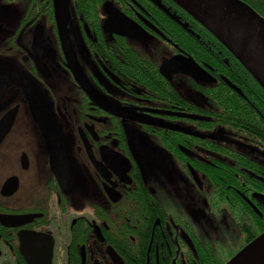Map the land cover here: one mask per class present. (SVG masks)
Returning a JSON list of instances; mask_svg holds the SVG:
<instances>
[{
	"label": "flooded vegetation",
	"instance_id": "af4514ba",
	"mask_svg": "<svg viewBox=\"0 0 264 264\" xmlns=\"http://www.w3.org/2000/svg\"><path fill=\"white\" fill-rule=\"evenodd\" d=\"M254 85L173 0H0V264L227 263L264 233V145L223 119Z\"/></svg>",
	"mask_w": 264,
	"mask_h": 264
},
{
	"label": "water",
	"instance_id": "95a60500",
	"mask_svg": "<svg viewBox=\"0 0 264 264\" xmlns=\"http://www.w3.org/2000/svg\"><path fill=\"white\" fill-rule=\"evenodd\" d=\"M213 33L264 87V19L241 0H173ZM203 81L198 72H190ZM226 264H264V233Z\"/></svg>",
	"mask_w": 264,
	"mask_h": 264
},
{
	"label": "trees",
	"instance_id": "16d2710c",
	"mask_svg": "<svg viewBox=\"0 0 264 264\" xmlns=\"http://www.w3.org/2000/svg\"><path fill=\"white\" fill-rule=\"evenodd\" d=\"M241 1L245 2L256 12L259 11L264 13V0ZM232 55L234 54L232 53ZM239 62L241 63V61ZM242 66L244 70H246L254 79L255 90L253 94L245 91V97H233L232 92L229 93L228 98L223 95V119L225 121L235 123L239 128L246 129L248 133L252 134L258 142L264 145V87L243 64ZM246 123L248 124L243 125L245 127L240 125ZM254 180L256 181L257 179L255 178ZM256 226L258 227L259 232L264 231V223L262 221L256 220ZM253 238H251L249 241H251Z\"/></svg>",
	"mask_w": 264,
	"mask_h": 264
},
{
	"label": "rangeland",
	"instance_id": "374dc122",
	"mask_svg": "<svg viewBox=\"0 0 264 264\" xmlns=\"http://www.w3.org/2000/svg\"><path fill=\"white\" fill-rule=\"evenodd\" d=\"M239 231L240 232L235 237V235L232 234V229H228V232L230 233V236L228 238H226L225 243L229 244L231 242V240L233 239L232 243L227 247L228 250H230L232 252L239 251L241 246L243 245L244 234L241 232V230H239ZM226 251H224V253H223L224 256H227V254L225 253Z\"/></svg>",
	"mask_w": 264,
	"mask_h": 264
}]
</instances>
